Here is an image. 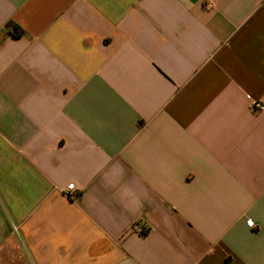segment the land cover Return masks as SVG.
Returning <instances> with one entry per match:
<instances>
[{"label": "crops", "instance_id": "1", "mask_svg": "<svg viewBox=\"0 0 264 264\" xmlns=\"http://www.w3.org/2000/svg\"><path fill=\"white\" fill-rule=\"evenodd\" d=\"M0 264H264V0H0Z\"/></svg>", "mask_w": 264, "mask_h": 264}, {"label": "built area", "instance_id": "2", "mask_svg": "<svg viewBox=\"0 0 264 264\" xmlns=\"http://www.w3.org/2000/svg\"><path fill=\"white\" fill-rule=\"evenodd\" d=\"M253 109L254 110H262L263 109V105L259 102H255L253 103ZM68 189V192L65 193V195L68 197V198H72V193L70 192V190L73 189V185H69L67 187ZM247 224L250 226V227H254V223L251 221V220H247Z\"/></svg>", "mask_w": 264, "mask_h": 264}, {"label": "trees", "instance_id": "3", "mask_svg": "<svg viewBox=\"0 0 264 264\" xmlns=\"http://www.w3.org/2000/svg\"><path fill=\"white\" fill-rule=\"evenodd\" d=\"M11 28H13V31L11 30L9 32V34L12 35L13 37L19 38L22 35L23 32L20 29H17L16 26H13ZM17 30H18V32H17Z\"/></svg>", "mask_w": 264, "mask_h": 264}]
</instances>
